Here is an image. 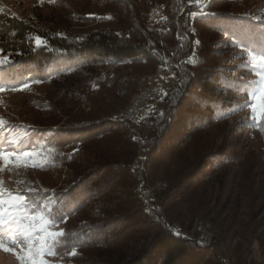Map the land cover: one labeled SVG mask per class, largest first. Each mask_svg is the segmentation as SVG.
Instances as JSON below:
<instances>
[{
  "label": "trees",
  "instance_id": "obj_1",
  "mask_svg": "<svg viewBox=\"0 0 264 264\" xmlns=\"http://www.w3.org/2000/svg\"><path fill=\"white\" fill-rule=\"evenodd\" d=\"M228 1L110 0L99 6L43 0L27 18L0 8V54L10 61L0 73L11 89L38 91L36 106L47 111L30 122L12 119L6 133L42 157L40 169L66 172L45 189L55 199L31 201L46 213L59 201L57 208L67 213L59 221L62 247L53 251L61 264H264V176L250 175L248 188L242 186L233 178L240 173L234 154L214 153L216 128L248 100V80L206 63L208 70L197 68L204 76L192 82L191 68L218 50L215 32L237 55L238 77L252 75L241 41L260 39V21ZM156 3L162 15L150 22ZM161 56L179 65L176 84L135 120L125 119L142 84L123 81L122 73L151 74ZM113 62L117 71L108 84L96 82ZM139 157L142 168L132 165ZM141 183L150 192L147 200L138 193ZM254 185L259 192L243 201ZM195 218L211 222L210 247L196 240Z\"/></svg>",
  "mask_w": 264,
  "mask_h": 264
},
{
  "label": "rangeland",
  "instance_id": "obj_2",
  "mask_svg": "<svg viewBox=\"0 0 264 264\" xmlns=\"http://www.w3.org/2000/svg\"><path fill=\"white\" fill-rule=\"evenodd\" d=\"M94 1L97 2L99 6L105 5L110 2V0ZM36 2H43V0H0V8L5 7L12 11L15 16L27 18L28 16H31V7ZM228 2L233 4V6H235L236 8V11L241 13L242 16H247L249 19H251V21H260L258 25V30L261 31L260 39L255 42V40L253 41L252 38L248 37L245 39L246 41H241V44L246 45V47L249 49V51L247 49V60L248 63L252 65L251 68H249L252 72V75L246 78L238 77V67L236 66L237 61H235L237 55L231 50H226V45L224 44V41L226 40L225 35L215 32L212 38V40H214L213 47L217 48L218 50L217 52H212L210 55H204L205 62L201 63V65L196 64L191 68V70L194 72V76L192 79L193 81H191L194 84L197 82L198 78L200 79L204 76V74L201 75V73L199 74V72H197V68L198 66H201V68L199 69L203 71L208 70L206 68V63L221 66V71L224 72V74H226V76H228L229 78H242V80H248L247 86L249 88V98L244 103L247 106L241 107L239 110L233 112L228 117L224 118L223 121H221L219 126L216 128V137L214 141L216 145L214 153L216 155L224 154L227 156L228 154L232 153L234 154V158H237L234 164L239 163L240 173L237 176L235 175L233 178H240V184L248 188L247 183L249 182L248 178L250 177V175L253 176L254 174H258V180L263 179L262 177L264 176V139L262 137V135L264 134V99H257V97L260 96V85L259 83H256L261 80V73H264V64L261 63V61L264 60V0H229ZM187 3L188 2H186V4ZM154 8L158 9V12L161 11L162 15V7L159 3H156L153 6L151 10L152 12L155 10ZM176 15L178 16L179 14L177 13ZM149 18L150 14L148 20ZM180 38L181 42L186 40V37L183 34H180ZM5 57H7V55L0 54V60H3ZM162 57L165 58L162 59V62L166 59L169 61L167 57L161 56V58ZM174 66L175 67L171 66V69L169 70L170 72L166 73L165 76L164 74H157L159 66L153 73L143 75L141 77H133L132 75L128 76L127 74L122 73V76L124 75L121 78L123 81L130 78V80L142 84L140 85L141 88L139 89V91L133 96L132 102L129 104L128 108H130V106L134 103V100L136 99L138 93L144 88V86L146 87L148 82H145V85L143 81L146 76H155L157 78L156 82L162 81L163 79L162 82H167L166 90H170V88H172V86L176 84V71L174 70H180L179 65L174 64ZM116 67V63H111L109 66L100 71V73L94 78V80L98 83L105 82L106 84H108V77L111 76L112 73H116ZM4 76L5 75H2V73H0V154H6L7 160H5L3 156H0V188L7 189L13 194L18 191L26 192L29 188L45 190L46 187L55 185L56 182L61 181L59 180V177H63L66 172L64 170L54 171V169H40V164L43 161L42 157H40L36 151L18 145L19 143L16 142L17 137L13 136L14 132L6 133L8 132L6 130L11 127L9 125V121H11L12 119L16 121L27 119L28 122H30L31 120L40 118L41 115H43L42 117H45L47 115V111H45L43 107L36 106L37 104H41L38 101L41 94L39 95L38 91L35 92L34 90L29 88L25 89V86L18 87L17 89H11L12 87H9V83L6 81V78ZM189 85L190 83L188 84L187 80L184 85L187 86V93L190 90ZM195 90L197 91V89ZM253 106H255V111H253ZM190 107H192V105H190ZM146 110V107L143 106L142 112L144 113ZM244 118H248L249 123L252 124L250 128L247 127ZM218 134H221L220 137L218 136ZM9 135L10 139H8ZM25 152L31 154V159L24 156ZM140 164V157L132 161L133 166H140L142 168ZM141 184L142 189L145 188L143 185L144 183ZM262 184L264 186V181ZM157 185L160 188H164L166 184L163 182H159ZM247 188L241 189L243 191H246ZM257 188L260 187H256L254 185V187H251L249 189L250 191L247 190L244 194V197H242V200L246 201L253 198L252 195L253 193H255V191H258ZM137 190L140 195L141 185L138 186ZM233 192L234 191H232V193ZM236 193L237 191L233 194ZM142 198L144 197L142 196ZM227 201H229V199H227ZM224 207L225 209L223 210V212H226L230 208V204L224 205ZM27 211L30 215L34 214V210L31 207L27 209ZM35 211L43 212L45 215H47L46 209L38 208ZM48 219L51 220L52 218L48 217ZM193 226H196L198 228V234L195 232L196 240L210 247L214 231L212 229L211 222L207 219H205L204 221H198V219L195 218L193 220ZM63 227V223L55 222L52 223L49 230L61 231ZM0 232L4 233L6 237L0 239V244L4 245V247H0V264H31V261L28 259L30 246L33 248L34 258H41L39 254L35 253V248L38 246L35 244V241H28L23 235L19 233L14 223H10L8 225L0 227ZM189 232L190 234H194L193 228H191ZM38 234L42 235V233ZM13 240H23L24 243H13ZM5 248L12 250L6 251ZM261 249L264 254V248ZM258 254L259 249L257 247H253L251 249V256L256 257L258 256ZM21 257H23V259H21ZM43 259L47 261L48 264H61L62 262V259L55 256L53 252H45L43 254ZM201 264L206 263L202 262Z\"/></svg>",
  "mask_w": 264,
  "mask_h": 264
},
{
  "label": "snow or ice",
  "instance_id": "obj_3",
  "mask_svg": "<svg viewBox=\"0 0 264 264\" xmlns=\"http://www.w3.org/2000/svg\"><path fill=\"white\" fill-rule=\"evenodd\" d=\"M206 15H214L208 13ZM10 61L7 57L0 60V64H7ZM264 64V60L261 61ZM260 85V96L257 99H264V73H261V80L256 82ZM247 106L241 104L240 107ZM255 106H253V111H255ZM5 160H7L6 154H0ZM24 156L31 159V154L25 152ZM48 195L55 197L57 194L55 192H48L43 189L29 188L26 192H16L13 194L7 189L0 188V227L14 223L17 230L21 235H23L28 241H35L38 245L35 248V253L40 255V259L34 258L33 248L30 246L28 252V259L31 264H48L47 261L43 259V254L45 252L52 253L54 249L62 247L60 245V239L65 236L63 230L61 231H50L52 223L59 222L60 220H66L67 213L64 208H57L59 201L53 204L51 210L45 215L43 212H36V205L31 203L32 200L39 197L41 199L46 198ZM32 208L34 214L30 215L27 209ZM47 208V205L44 206ZM48 217L52 219L49 220ZM38 233H42L39 235ZM6 238L5 234L0 232V239ZM13 243H24L23 240H13ZM0 247H4L0 244ZM6 251H11L12 249L5 248ZM75 255V253H73ZM23 259V257H21Z\"/></svg>",
  "mask_w": 264,
  "mask_h": 264
},
{
  "label": "bare ground",
  "instance_id": "obj_4",
  "mask_svg": "<svg viewBox=\"0 0 264 264\" xmlns=\"http://www.w3.org/2000/svg\"><path fill=\"white\" fill-rule=\"evenodd\" d=\"M155 9V8H154ZM158 9H155L153 12H151V15H150V18H149V21L156 15V13L158 12L157 11ZM153 14V15H152ZM158 18V16H155V18H154V21L156 20ZM151 22H153V21H151ZM165 67H166V60H164L163 62L161 61L160 62V65H159V67H158V70H157V74L158 75H163L164 74V76H165V74L167 73V72H163V70L165 69ZM156 77L155 76H152V75H150V76H146L144 79H143V81H144V84H145V82L147 83V85H146V87L144 86V88L138 93V95L137 96H139V94L140 93H146V92H153V91H155V90H160L161 88H162V81H163V79H162V81H157L156 82ZM142 80V79H141ZM165 93V91H159V93H158V99L159 98H161L162 96H163V94ZM145 104H147V100H138V107H143ZM136 105H137V97H136V99L134 100V103L130 106V108H128L126 111H125V113L124 114H127V113H129L131 110H136ZM141 114H134V120L137 118V117H139ZM125 119H127V120H130L131 121V117H125ZM139 141H140V139H139ZM142 190H145V191H147L148 192V196H149V190L148 189H145V188H143ZM140 195H142V193H141V191H140ZM143 197H144V199H145V196L144 195H142Z\"/></svg>",
  "mask_w": 264,
  "mask_h": 264
},
{
  "label": "built area",
  "instance_id": "obj_5",
  "mask_svg": "<svg viewBox=\"0 0 264 264\" xmlns=\"http://www.w3.org/2000/svg\"><path fill=\"white\" fill-rule=\"evenodd\" d=\"M202 1V0H199ZM155 16H161V11L157 12ZM155 16L150 20L154 21ZM165 59V58H162ZM115 64V62H114ZM171 69V64L169 63V61L166 59V67L163 70V72H167L169 73ZM166 83L167 82H162V88L160 90H155L153 92H146V93H140L139 96H137V105H136V110H131L129 113L124 114V117H131V121L134 120V114H143L142 112V107H138V100H147V104L150 103L153 100L158 99V93L159 91H166ZM141 185V193L142 195L145 196V200L148 199V192L145 190H142V184Z\"/></svg>",
  "mask_w": 264,
  "mask_h": 264
}]
</instances>
